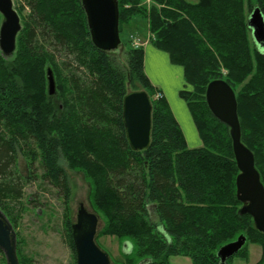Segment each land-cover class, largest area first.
<instances>
[{
	"label": "trees",
	"instance_id": "16d2710c",
	"mask_svg": "<svg viewBox=\"0 0 264 264\" xmlns=\"http://www.w3.org/2000/svg\"><path fill=\"white\" fill-rule=\"evenodd\" d=\"M21 1L29 15L15 52L7 59L0 53V212L12 217L31 181L18 173L21 156L28 170L39 165L41 180L62 193L64 204L71 199L67 169L84 175L104 220L100 235L133 246L123 253L125 264H170L172 257L219 264L218 250L240 236L246 243L227 264L246 259L249 245L260 247L263 264L264 236L238 214L229 129L209 112L205 91L223 81L234 92L240 141L264 188V55L246 26L255 8L264 17V0H117L120 38L133 18H148L151 46L182 68L179 97L201 141L197 149H187L167 100L145 75L142 48L124 50L121 64L92 45L80 0ZM129 90L146 92L152 104L143 152L125 138L122 101ZM63 224L75 262L70 216Z\"/></svg>",
	"mask_w": 264,
	"mask_h": 264
},
{
	"label": "water",
	"instance_id": "95a60500",
	"mask_svg": "<svg viewBox=\"0 0 264 264\" xmlns=\"http://www.w3.org/2000/svg\"><path fill=\"white\" fill-rule=\"evenodd\" d=\"M85 14L91 43L95 49L113 53L120 49L121 40L118 23L117 0H80ZM0 53L10 58L15 52L16 37L21 31L20 20L12 8L11 0H0ZM254 46L264 55V17L258 8L248 16L246 22ZM48 96H55V83L51 70H46ZM205 102L211 115L229 129L232 152L238 176L236 177V200L241 204L238 212L253 221L255 230L264 236V188L254 166L253 154L241 143L237 102L232 89L223 81H213L205 91ZM152 104L144 91H129L122 101V123L129 148L143 152L151 141ZM98 217L80 205L75 223L71 225V238L75 250V264H109L107 254L100 251L95 243ZM246 238L221 247L216 256L219 264H227L245 245ZM128 243L123 245V253H129ZM0 251L6 264H19L16 255L15 234L0 212Z\"/></svg>",
	"mask_w": 264,
	"mask_h": 264
},
{
	"label": "rangeland",
	"instance_id": "374dc122",
	"mask_svg": "<svg viewBox=\"0 0 264 264\" xmlns=\"http://www.w3.org/2000/svg\"><path fill=\"white\" fill-rule=\"evenodd\" d=\"M11 2L22 28V23L28 18L29 9L21 0H11ZM149 6V1H146L147 15ZM1 23L2 17L0 16V25ZM120 39V49L110 54L118 57L121 64H123L124 50L127 48L135 49V46L144 49L146 44H150L151 35L148 30V18H146V21L137 17L133 18L130 25L124 28ZM150 47L154 48L151 44ZM159 52L166 59L148 60L147 67L145 63V71L152 73L158 80L166 84L167 94L165 98L174 119L180 127L187 149L200 148L201 141L195 125L185 102L179 97L180 90L185 86L183 70L179 66L172 65L166 53ZM187 90H191L190 87L187 86ZM17 170L23 177H31V181L24 189L23 199L14 208L12 217L8 218L4 214L15 234L18 260L20 258L30 261L31 264H74L72 253L67 244L63 222L70 216L71 223L74 224L76 213L80 205H83L89 213H93L98 217L95 243L100 251L108 255L109 264H125L123 245L126 242L118 241L110 236L100 235L104 220L92 207L91 186L82 173L67 169L71 199L68 204H64L62 193L41 180L42 171L38 164H34L32 170H28L27 162L19 156ZM128 245L130 247L128 254H130L133 251V246L129 243ZM142 263L140 262V264ZM0 264H6L2 252L0 254ZM172 264L175 263L172 262Z\"/></svg>",
	"mask_w": 264,
	"mask_h": 264
},
{
	"label": "crops",
	"instance_id": "0c3cea01",
	"mask_svg": "<svg viewBox=\"0 0 264 264\" xmlns=\"http://www.w3.org/2000/svg\"><path fill=\"white\" fill-rule=\"evenodd\" d=\"M184 1H186L189 4H196L198 2V0H184ZM143 50H144V73L147 76L150 83L153 85V87L157 89L159 92H161L164 97H166L167 94L166 84L161 80H158L152 73H148V71H145V63L147 67L148 60L152 59L157 61L158 58L163 60L166 58L157 49L150 47V44H146V47ZM261 255L262 252L260 247L255 245H249L247 247V258L246 259L234 258L231 264H258L261 259ZM172 262L175 264H190V260L184 257H172L170 259V263L172 264Z\"/></svg>",
	"mask_w": 264,
	"mask_h": 264
},
{
	"label": "built area",
	"instance_id": "2783aa9c",
	"mask_svg": "<svg viewBox=\"0 0 264 264\" xmlns=\"http://www.w3.org/2000/svg\"><path fill=\"white\" fill-rule=\"evenodd\" d=\"M136 47V46H135Z\"/></svg>",
	"mask_w": 264,
	"mask_h": 264
}]
</instances>
